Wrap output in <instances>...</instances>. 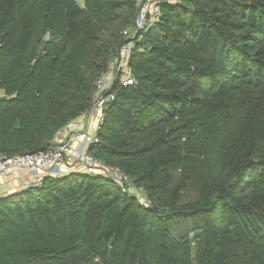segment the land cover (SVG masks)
Segmentation results:
<instances>
[{
	"label": "trees",
	"instance_id": "trees-1",
	"mask_svg": "<svg viewBox=\"0 0 264 264\" xmlns=\"http://www.w3.org/2000/svg\"><path fill=\"white\" fill-rule=\"evenodd\" d=\"M0 0V156L53 148L134 44L90 155L0 199V264H264V0ZM142 199L148 203L145 205Z\"/></svg>",
	"mask_w": 264,
	"mask_h": 264
},
{
	"label": "built area",
	"instance_id": "built-area-1",
	"mask_svg": "<svg viewBox=\"0 0 264 264\" xmlns=\"http://www.w3.org/2000/svg\"><path fill=\"white\" fill-rule=\"evenodd\" d=\"M139 2L140 10L134 28L136 36L145 29L147 23H154L160 16L157 0H139ZM133 48V42L121 48L119 57L112 62L108 72L97 84V93L91 109L69 122L57 133L53 139L52 149L13 158L0 156V178L8 175L22 178L25 173L33 174L34 180L24 184V189H31L41 186L45 177L59 178L70 174L71 169L78 166L83 167L87 174L107 177L130 193L142 194L143 190H137L118 168L103 166L89 153V149L99 142L97 133L105 119L104 109L114 100V96L109 94V91L117 81L125 87L136 84L128 68ZM142 202L148 205L143 199Z\"/></svg>",
	"mask_w": 264,
	"mask_h": 264
},
{
	"label": "crops",
	"instance_id": "crops-1",
	"mask_svg": "<svg viewBox=\"0 0 264 264\" xmlns=\"http://www.w3.org/2000/svg\"><path fill=\"white\" fill-rule=\"evenodd\" d=\"M71 173L87 174V171L83 167L75 166L71 169ZM34 178L35 176L29 173H25L22 178L12 175L0 178V199L23 191L24 184L33 181Z\"/></svg>",
	"mask_w": 264,
	"mask_h": 264
},
{
	"label": "rangeland",
	"instance_id": "rangeland-1",
	"mask_svg": "<svg viewBox=\"0 0 264 264\" xmlns=\"http://www.w3.org/2000/svg\"><path fill=\"white\" fill-rule=\"evenodd\" d=\"M78 2H79L80 5L84 4V0H78Z\"/></svg>",
	"mask_w": 264,
	"mask_h": 264
}]
</instances>
